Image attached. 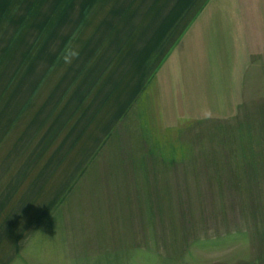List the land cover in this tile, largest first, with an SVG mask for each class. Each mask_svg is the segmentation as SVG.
Instances as JSON below:
<instances>
[{"label":"crops","instance_id":"1","mask_svg":"<svg viewBox=\"0 0 264 264\" xmlns=\"http://www.w3.org/2000/svg\"><path fill=\"white\" fill-rule=\"evenodd\" d=\"M261 2L247 13L216 11L215 0H0V242H26L104 142L180 132L172 105L184 74L190 107L210 99L208 74L232 75L215 110L202 102L186 114L244 98L247 38L264 40Z\"/></svg>","mask_w":264,"mask_h":264},{"label":"rangeland","instance_id":"2","mask_svg":"<svg viewBox=\"0 0 264 264\" xmlns=\"http://www.w3.org/2000/svg\"><path fill=\"white\" fill-rule=\"evenodd\" d=\"M261 1L215 0L214 9L255 12ZM247 46L244 98L225 113L222 99L220 114H186L202 102L215 110L232 75L208 74L210 99L190 107L184 74L172 105L182 130L104 142L26 242H0V264H264V40L248 36Z\"/></svg>","mask_w":264,"mask_h":264}]
</instances>
